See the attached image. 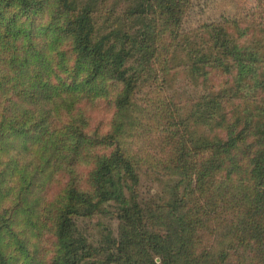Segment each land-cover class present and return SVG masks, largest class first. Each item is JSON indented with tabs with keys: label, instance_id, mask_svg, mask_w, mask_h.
Returning <instances> with one entry per match:
<instances>
[{
	"label": "rangeland",
	"instance_id": "obj_1",
	"mask_svg": "<svg viewBox=\"0 0 264 264\" xmlns=\"http://www.w3.org/2000/svg\"><path fill=\"white\" fill-rule=\"evenodd\" d=\"M84 1L78 0L76 9H80ZM102 2L105 0H99L92 11L98 34L106 33L115 24L121 30L126 26L127 30L131 28L132 36L135 30L144 28L149 35L150 53L148 59H143L138 57L139 50L134 52V62L143 61L146 67L137 66L141 74L125 110L116 106L124 85L110 78L97 82L101 93L88 94L90 99H84L79 105L84 111V123L78 125L95 142L89 143L87 155L75 166L78 174L75 183L81 190L92 191L99 203L91 212L74 217L77 237L95 247H104V251L84 264H150L153 258L159 262L154 242L173 233L181 222L185 230L175 240L170 253L181 249V243L185 242L187 249L195 253L198 250L204 258L208 255L214 260L221 251H226L229 264H264V256L254 254L250 235L247 242L240 244L231 233L235 230V226L231 228L232 223L239 221V227L245 226L249 216L244 210L252 205L251 200L263 187L254 185L255 179L248 171L249 159L256 165L258 158L255 154L259 143L256 120L262 115L260 109L264 104V86L256 85V78L264 77V0H192L183 11L178 28L163 21L161 10L155 14L148 11L150 17L144 19L143 25L138 19L125 20V0H107L105 6ZM53 10L56 9H52L49 2L35 12L43 18L52 16ZM40 24L39 21L35 34L39 44L47 48L54 34L41 30ZM210 24L225 27L241 52L252 51L258 56L256 72L247 71L241 76L237 68L229 73L200 61L201 44L209 38ZM50 63L55 68L56 65ZM73 63L70 52L59 73L61 81L56 83L71 82L76 75ZM221 89L225 92L220 96L219 106L202 105ZM19 91L14 92L8 111H3L7 120L0 131L4 139L0 142V210L11 206L19 193L24 194V204L21 212L12 220L9 218L12 228L5 226L2 243L6 244V254L19 264H32L28 260L29 252L37 253L35 264H50L57 253L56 239L49 230L52 210L55 199L69 180L67 168L72 160L50 157L51 153L46 150L39 152L40 125L32 124L31 118L41 115L37 102L43 99V94H34L33 99L28 93L32 90L22 94ZM82 95L85 94L80 90L79 96ZM47 108L52 110L43 124L49 129L54 126L62 129L71 115L78 114L68 112L65 106L56 110L52 102ZM23 110L26 114H22ZM251 114L257 119L248 124ZM11 116L26 121L24 133L14 128L20 124H7ZM241 128L245 141L242 144L237 141L238 149L225 155L222 166L203 174L205 159L212 156L209 142L228 140ZM110 135L114 136L113 141L105 139ZM100 136H104L103 139ZM68 140L62 146L73 148L76 139ZM69 142L72 145H67ZM230 142L236 144L234 139ZM117 146L131 156L135 175L128 177L113 168L114 181L107 182V189L113 190L115 195L100 201L101 193L96 191L91 177L97 166V155L109 157ZM68 153L71 154V150ZM241 158L242 165L238 168ZM244 165L248 171L243 169ZM257 170L264 173L262 169ZM28 174H34L31 186L25 184ZM61 205L63 203H58ZM126 207L130 209L132 220L125 223L120 215ZM14 236L22 240L21 247L11 243ZM114 240H123V251L113 244ZM183 260V256L178 257L173 264H183Z\"/></svg>",
	"mask_w": 264,
	"mask_h": 264
},
{
	"label": "trees",
	"instance_id": "obj_2",
	"mask_svg": "<svg viewBox=\"0 0 264 264\" xmlns=\"http://www.w3.org/2000/svg\"><path fill=\"white\" fill-rule=\"evenodd\" d=\"M125 1L127 3L123 15L127 22L138 19L139 23L145 25L144 19L150 17L147 16L148 11L155 14V12L161 10L163 21L171 25H177L178 28L179 23H182L183 11L189 8L192 0ZM49 2L52 4V9H56L53 10L52 16L43 18L36 16L35 11L42 10ZM105 2H102L103 6L106 5ZM77 3L78 0H0V108L2 109L0 131L5 127L4 122L7 120L3 111H8L12 96L17 89L20 90V94L27 92L28 89L32 90L28 93L33 99L36 97L34 94H43V99L37 102V106L42 110V113L36 118H31L32 124L38 123L40 125L38 150L39 152L46 150V152L51 153L50 157L55 156L61 157V160H72L70 168H67V178L69 180H67L63 192L59 193L55 199L54 210H52L54 214L49 230L56 239L57 253L51 258L50 264H84L85 261L98 254V252L104 251V247H95L85 239L77 237V226L74 217L81 213L91 212L99 203V200L93 198L92 191L81 190L75 183L78 175L75 166L79 164L81 158L84 159V155H87V147L95 142L94 139L90 138L91 135L87 134L78 125L80 122L84 123V111L79 105L83 103L84 99L89 98L88 94L89 96H92V94L95 96L101 93L102 88L96 85L97 82L110 78L124 85L123 90L119 93L120 98L116 102V106L122 111L125 110L141 74V70H138L137 66L146 67L143 61L134 62L132 59L134 52L139 50L138 57L142 56L143 59H148L150 53V48L147 46L149 35L144 28L135 30V35L132 36L131 28L127 30L126 26L125 30H121L115 24L106 33L98 34L92 11L99 0H85L82 2L80 9H76L78 7ZM24 14L25 16H23ZM39 21L43 27L41 30L47 29L54 34L47 48L39 44L38 37L35 34ZM209 27L211 28L209 38L201 44L203 48L200 51V61L204 65L217 70L224 69L229 73L237 68L241 76H244L247 71L256 72L260 61L254 52H241L240 47L225 27L219 24H210ZM178 33H180V29ZM47 49H49V52H47ZM70 52L74 57L72 70H75L76 75L67 85L64 82L56 83L61 81L59 73L61 68L65 67L62 65L65 64V57H68ZM50 62L56 65L55 68L51 67ZM78 75L84 77L80 79ZM256 81V85L264 86V77L262 80L257 77ZM80 90L85 95L79 96ZM224 92L225 89H221L219 92L213 93L202 105L219 106L221 103L220 96ZM50 102L54 104L56 110H60L65 106L68 112L78 114L71 115L70 121L63 124L62 129L57 130V126L49 129L43 122L46 121L49 112L52 110L47 108ZM22 107L23 105H20L19 108ZM260 110L262 115L258 116L257 119L256 115L251 114L248 122V124H251L255 118L257 119L258 129L255 133H257L256 137L259 143L255 154H258L259 159H255L256 165L249 159V171L245 165L243 169L247 170L250 176L255 179V186L263 185V187L259 188L255 197L251 200L252 205L244 210L249 216L245 226L239 227L238 221L236 224L232 223L231 225V228L235 226V230H230L233 239H238L240 244L246 241L250 235L251 240L254 242L251 247L255 256L258 254L264 256V173L257 170L262 169L264 171V104ZM26 112L23 110L22 114H26ZM15 123L21 126H14V128L18 129V132L24 133L22 129L25 127L26 121L24 119L17 120L11 116L7 124L13 126ZM242 129L235 132V136L233 135L223 142L219 139L209 142L212 148V156L205 159L203 174L209 169L214 171L215 167L222 166L225 155L235 153V150L238 149L237 141L239 140L240 144L245 141ZM2 136L3 132H0V142L4 140L1 138ZM103 137L100 136L101 139ZM69 138L76 139L73 148L62 146L69 141ZM95 138L99 139L98 136ZM109 138L112 141L115 139L113 135L105 139ZM47 139H49V142H45ZM231 139H234L235 145L231 144ZM67 145H72V142L67 143ZM68 150H71L72 153L69 154ZM224 150L227 153H224ZM235 156H237V153ZM97 160V166L92 172L94 175H91V177L96 191L101 193L100 201H102L103 198H111L115 195L113 190L107 189V182L109 180L114 181L111 177L113 168L120 169L128 177L135 175V169L131 156L121 146H117L109 157H102L101 154L97 155ZM241 163L242 158L238 168H241ZM39 167L40 164L36 165V172ZM32 177H34V174H28V182H25V184L28 183L27 186L33 184ZM110 184L114 185L113 182H110ZM23 195L19 193L11 206L0 210V264H19L6 254L4 250L6 244L2 243V240L5 235V226L12 228L9 218L11 217L12 220L14 215L22 210ZM58 203H63V205L58 206ZM25 210L28 211L26 208ZM241 214L243 215V213ZM120 216L125 223L132 220L128 207ZM183 223H179V228H175L173 233L161 236V241L154 242L160 261L158 262L153 258L150 264H173V260L181 256L184 259L183 264H229L227 260L228 252L221 251L219 257L215 259L213 257L214 260H212L208 255H206V258L201 256V252L198 250L195 253L187 249L185 242L181 243V249H175L170 253V249L175 245V240L179 239L182 231L185 230ZM245 235H247V238ZM148 236L152 237V234H148ZM160 242H163L164 245H160ZM11 243L18 244V247L22 246V240L17 239L16 236H14ZM113 244L118 249L124 250L125 243H123V240H114ZM182 250L186 252H182ZM173 254L178 255L172 257ZM36 255L37 253L32 255L29 252L28 260L32 264L37 263Z\"/></svg>",
	"mask_w": 264,
	"mask_h": 264
}]
</instances>
